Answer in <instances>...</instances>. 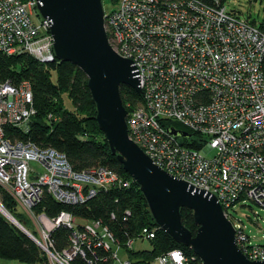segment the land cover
I'll use <instances>...</instances> for the list:
<instances>
[{"label": "built area", "instance_id": "2783aa9c", "mask_svg": "<svg viewBox=\"0 0 264 264\" xmlns=\"http://www.w3.org/2000/svg\"><path fill=\"white\" fill-rule=\"evenodd\" d=\"M38 4L0 0V53L59 62L51 21ZM104 18L113 50L133 61L142 89V102L127 114L130 139L163 170L216 196L243 254L264 261V242L253 243L245 222L233 220L241 201L264 208V31L220 0H118ZM36 113L29 80L0 78V184L34 222L37 235L30 232L36 243L47 246L50 257L62 254L66 262L99 247L110 251L114 261L131 264L121 261V243L101 220L80 224L65 210L54 218L34 215L45 194L59 203L82 204L103 190L131 185L104 165L77 171L66 153L7 136V127L27 132ZM172 126L190 137H175ZM35 161L44 172H33ZM251 222L262 228L259 218ZM61 225L73 232L69 247L56 251L50 236ZM159 228L144 226L136 239L150 240ZM136 239H129L127 247ZM196 258L174 248L159 260L189 264Z\"/></svg>", "mask_w": 264, "mask_h": 264}, {"label": "trees", "instance_id": "16d2710c", "mask_svg": "<svg viewBox=\"0 0 264 264\" xmlns=\"http://www.w3.org/2000/svg\"><path fill=\"white\" fill-rule=\"evenodd\" d=\"M118 1V0H117ZM211 2L212 0H202ZM224 5L227 0H220ZM261 1V0H260ZM264 2V0H262ZM254 23V20H251ZM258 24V23H257ZM264 31V20L259 24ZM56 80H54V74ZM0 78H12L15 83L23 79L31 82L34 91L35 107L37 113L31 119L29 130L21 131L17 127H7L6 133L11 140H24L36 142L46 147L50 146L67 154L70 163L77 171L89 169L94 166H106L115 170L124 180L131 181L130 186H115L107 191L99 192L93 199L82 204L59 203L50 194H45L42 201L34 208L35 211L44 212L48 218H54L62 210L68 211L82 221L81 224L101 220L115 234L121 243V248L127 250L128 261L131 264H151V261L162 253L181 248L190 256H195L190 247L178 243L166 231L159 228L156 236L150 241V248L134 250L127 247L129 239L136 238L144 226L154 225L153 215L142 194L138 183L123 168V164L115 154L110 151L108 140L104 132L99 129L96 114L97 107L91 96L88 76L75 64L64 61L53 63H40L28 54L5 55L0 53ZM63 95H67L72 108H67ZM123 103L131 110L133 106L141 103L142 94L133 87L122 84L120 89ZM130 104L131 106H128ZM52 115L50 118L49 115ZM169 125L182 126L174 121H167ZM4 202L9 208L13 200L7 191L0 189ZM130 214H126V212ZM182 222L193 234L198 225L194 222V214L188 208L181 210ZM114 215V216H113ZM37 235L35 230H31ZM73 230L61 225L51 233L56 251L69 247V238ZM87 256L77 255L72 264H119L111 258V252L103 248L87 250ZM0 257L4 259L19 260L27 264H38L47 259V254L38 243L23 232L17 225L0 211ZM108 257L107 261L103 258ZM191 264H203L197 257Z\"/></svg>", "mask_w": 264, "mask_h": 264}, {"label": "water", "instance_id": "95a60500", "mask_svg": "<svg viewBox=\"0 0 264 264\" xmlns=\"http://www.w3.org/2000/svg\"><path fill=\"white\" fill-rule=\"evenodd\" d=\"M38 10L51 21L57 59L77 65L88 76L98 127L112 154L138 183L155 223L178 243L190 247L203 264H264L250 261L238 247L233 223L216 196L163 170L130 139L128 109L120 89L122 84L139 94L142 89L133 61L114 51L108 40L103 0H39ZM169 131L175 137L189 138L191 134L173 126ZM183 207L194 214L198 225L194 234L182 222ZM0 211L37 242L1 205Z\"/></svg>", "mask_w": 264, "mask_h": 264}, {"label": "rangeland", "instance_id": "374dc122", "mask_svg": "<svg viewBox=\"0 0 264 264\" xmlns=\"http://www.w3.org/2000/svg\"><path fill=\"white\" fill-rule=\"evenodd\" d=\"M227 1L228 2L226 3V6L228 10L229 9L235 10L242 17L249 18L250 20H254L258 24L262 23V20H264V2L262 0L261 1L260 0H227ZM117 3H118L117 0H103V7L105 8V11H111L117 8ZM34 21L39 22V18L35 16ZM53 75H54L53 77L54 80H56L55 73ZM63 97L65 99V104L67 108H72V103H71L70 98L67 95H63ZM213 153L214 151L211 152L209 156H212ZM31 165L33 168V172L35 171L38 173L39 172L42 173L45 171L44 168L36 161L32 162ZM0 189L2 191L3 189L7 191L9 194V198L12 199L14 202L13 205L9 204L11 206L10 208L11 211H9V208L6 207L7 204L4 202V200H2L3 194H1V191H0V205L3 207V209L8 211L13 217L17 218L18 221L22 222L25 228L28 229L29 231L35 230L34 222L29 220L30 217L28 213H26L22 209V207L18 204L17 200L14 199L11 193L7 189H5L4 186L2 187L1 184H0ZM233 212L235 215L233 218L234 221H238V219H241L247 225V232L252 235L253 243L264 242V237H263L264 235V208H262L261 206L259 207L255 203L248 200L246 202H242V201L239 202L237 206L234 208ZM36 213L37 211H35L34 215H36ZM257 218H259L260 222H262V228L260 229L253 222H251V220H255ZM78 223L81 224L82 221H78ZM131 248H133L134 250L148 249L150 248V241L144 240L141 238L139 240L136 239ZM43 250L45 251V254H47L48 258L38 264H62V263L72 264L71 262H66L65 257L62 256V254L61 255L56 254L57 252L55 251H52V252H55L54 254L55 256H57L58 259L52 256L50 257V255L47 253V246H46V249L44 248ZM160 256L161 255L156 256L151 261V264H161L159 260ZM119 257L121 261L128 259L127 250H125L124 248H120ZM191 262L192 260L190 261L189 264H191ZM117 263L120 264V262H117ZM0 264H27V263L21 262L19 260L17 261V260H12V259H4L0 257Z\"/></svg>", "mask_w": 264, "mask_h": 264}, {"label": "bare ground", "instance_id": "6f19581e", "mask_svg": "<svg viewBox=\"0 0 264 264\" xmlns=\"http://www.w3.org/2000/svg\"><path fill=\"white\" fill-rule=\"evenodd\" d=\"M8 214H9L10 219H12V221H17V222H19V221L17 220V218L13 217L9 212H8ZM19 223L22 225V222H19Z\"/></svg>", "mask_w": 264, "mask_h": 264}]
</instances>
